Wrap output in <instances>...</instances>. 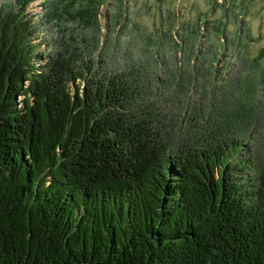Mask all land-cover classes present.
Listing matches in <instances>:
<instances>
[{
  "label": "trees",
  "instance_id": "trees-1",
  "mask_svg": "<svg viewBox=\"0 0 264 264\" xmlns=\"http://www.w3.org/2000/svg\"><path fill=\"white\" fill-rule=\"evenodd\" d=\"M33 1L0 0V264H264L246 138L216 119L168 135L138 69L108 71L61 27L96 28V2L43 0L35 20Z\"/></svg>",
  "mask_w": 264,
  "mask_h": 264
},
{
  "label": "rangeland",
  "instance_id": "rangeland-1",
  "mask_svg": "<svg viewBox=\"0 0 264 264\" xmlns=\"http://www.w3.org/2000/svg\"><path fill=\"white\" fill-rule=\"evenodd\" d=\"M57 1L98 4L96 28L66 19L61 27L108 71L138 69L168 135L198 137L203 122L225 121L264 165V0ZM42 2L29 5L35 20ZM42 29L49 43L59 33L53 23Z\"/></svg>",
  "mask_w": 264,
  "mask_h": 264
}]
</instances>
